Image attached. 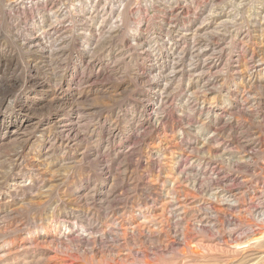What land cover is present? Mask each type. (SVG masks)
Instances as JSON below:
<instances>
[{
    "label": "rangeland",
    "instance_id": "rangeland-1",
    "mask_svg": "<svg viewBox=\"0 0 264 264\" xmlns=\"http://www.w3.org/2000/svg\"><path fill=\"white\" fill-rule=\"evenodd\" d=\"M0 264H264V0H0Z\"/></svg>",
    "mask_w": 264,
    "mask_h": 264
}]
</instances>
